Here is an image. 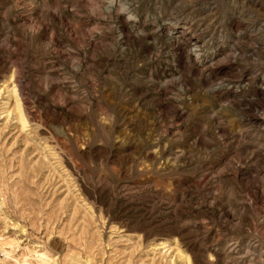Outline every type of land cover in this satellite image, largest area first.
I'll list each match as a JSON object with an SVG mask.
<instances>
[{"label":"rangeland","instance_id":"obj_1","mask_svg":"<svg viewBox=\"0 0 264 264\" xmlns=\"http://www.w3.org/2000/svg\"><path fill=\"white\" fill-rule=\"evenodd\" d=\"M121 4L0 0V264H264V0Z\"/></svg>","mask_w":264,"mask_h":264},{"label":"bare ground","instance_id":"obj_2","mask_svg":"<svg viewBox=\"0 0 264 264\" xmlns=\"http://www.w3.org/2000/svg\"><path fill=\"white\" fill-rule=\"evenodd\" d=\"M105 1H107L108 3H109V5L108 6H111V8L113 7V8H116V9H118V12H120L121 14H125L126 13V11L128 10V9H125L124 8V6H121L122 4H121V2H122V0H105ZM10 4V3H9ZM105 4V3H104ZM127 5V4H126ZM128 6V5H127ZM130 10V9H129ZM131 13V12H130ZM127 14V13H126ZM131 18V17H130ZM129 18V19H130ZM128 19V18H127ZM172 38H174V37H172ZM237 57V56H236ZM188 59V58H187ZM16 90V89H15ZM16 96V95H15ZM18 100V99H17ZM20 101V100H19ZM19 101H16L17 102V106H15L16 107V109H18V110H16V111H18V117H19V119L22 121V122H24L25 121V119H24V114H23V112H22V108H21V106H20V104L21 103H19ZM15 102V103H16ZM22 105V104H21ZM30 121V120H29ZM25 123H26V121H25ZM23 125H24V123H23ZM245 150V149H244ZM171 152V151H170ZM168 156V155H167ZM176 156H177V154H176ZM177 160V159H176ZM157 220V219H156ZM142 235V234H141ZM14 247V246H13ZM161 248V247H160ZM164 248V247H163ZM12 251H14V250H12ZM244 251V250H243ZM14 254V253H13ZM15 255V254H14ZM218 255V254H217ZM4 256H5V260L7 259V260H9V259H12V258H15V257H12L11 256V254L10 253H8V252H6L5 254H4ZM219 256V255H218ZM36 257H38V260H36V261H39L40 262V264H46V263H48V262H46V256L44 255V254H41L40 253V255H38V256H36ZM17 259V258H16ZM15 260V259H14ZM24 260H26V259H23L22 261H24ZM49 260V259H48ZM13 261V260H12ZM16 262H17V264H29L28 262H27V260L26 261H24L23 263H21L19 260H16ZM31 264V263H30Z\"/></svg>","mask_w":264,"mask_h":264}]
</instances>
